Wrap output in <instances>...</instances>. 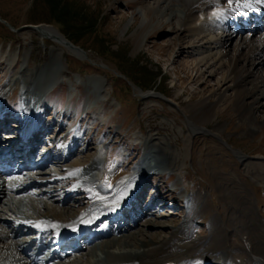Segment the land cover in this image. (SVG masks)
Listing matches in <instances>:
<instances>
[{"label": "rangeland", "instance_id": "obj_1", "mask_svg": "<svg viewBox=\"0 0 264 264\" xmlns=\"http://www.w3.org/2000/svg\"><path fill=\"white\" fill-rule=\"evenodd\" d=\"M201 3L202 1H198L188 8L194 13V20L206 18L211 14L212 9H205ZM159 4L157 0H52V3L51 0H0V90L22 68L27 72L44 71L43 74L47 76L40 80L41 83L36 88L30 86L31 92L37 89L34 96L23 94L20 86L2 107L12 115L26 103L31 104L30 106L34 104L38 109L44 105L50 114L56 109L58 112L68 109L71 117L78 108L71 128L81 126L85 132L84 144L90 140L101 158L106 160L107 166L103 165L97 178L101 179L102 174H105V177L109 178L102 182L111 181V187L129 179L133 167L142 160L146 151L148 152V137H151L154 143L161 142L168 149L174 166L179 169L155 172L146 182L153 183L154 188L165 183L166 189L171 193L163 203H166V206L160 213L141 220L140 224L121 238L117 237L119 242L126 240L128 236L139 238L140 235L136 234L140 231L144 234L142 237L150 236L152 232L164 238L170 237L175 227L187 221L185 215L189 206L184 197L191 193L192 197L199 196L195 206L202 207V212L192 218L190 226L194 230L192 234H195H191L189 239L201 238L203 243L191 248L184 247L182 242L186 236L179 235L168 251L176 249L181 264L184 259L188 264L198 260L202 263L205 259L220 262L218 252L230 245V232L227 229L229 227L224 220V217L230 214L233 215L234 228L250 236L255 247L264 249V182L261 176L254 172L258 166L264 168V122L251 119L240 123L231 102L233 90H228L225 96L228 102L219 103L216 106V116L211 115L205 126L195 129L185 115L184 107L189 104L188 98L198 101L199 92L202 93L203 89L191 67L196 65L204 70L200 60L208 56L207 54L212 55L215 50L206 51L204 54H200L201 48L181 50L178 46L180 42L175 41L170 26L172 23L175 26L184 23V16L178 22L176 18L168 16V10L164 18H159V10L165 6L163 3L158 6ZM172 7L181 8L179 2L175 1L169 4V8ZM60 10L69 12L65 19V22L70 24L67 28L60 27L53 18ZM154 15L156 19L153 20L151 16ZM147 16H150V19H147ZM166 20L171 24L166 25ZM94 21L96 23L92 29L90 25ZM81 22L85 24L86 30L78 39L73 32L82 25ZM148 22L149 29L160 25L161 27L143 38ZM34 24L55 31L65 42L52 34L45 38L33 32L30 26ZM250 34L245 32L242 37L248 35L256 40L261 36H249ZM182 41L193 42L194 39L188 37ZM242 42L238 38L231 39L226 47L227 54L230 56L238 46L237 43ZM200 44L202 43L198 45ZM187 55L193 57L188 58ZM261 58L250 59L256 75L264 72V66H256ZM214 59H217L215 55L210 62ZM227 71L224 66L222 73L211 78L210 83L213 84ZM208 76L209 73L206 72L202 79H207ZM224 89L225 86L222 91ZM207 94L203 96L206 97ZM246 99L251 101L252 97ZM259 102L261 104L258 105H262L264 99ZM259 107L261 108L256 115L258 119L264 118V106ZM50 119L49 117V122ZM52 123L53 121L51 125ZM248 123L256 127L254 133L246 131ZM53 127L49 131L56 129V125ZM92 152L89 151L91 154ZM89 158L91 155L85 159ZM85 159L80 156L72 161L83 164ZM116 166L126 169V173L118 175ZM58 172V180H61L65 170ZM113 173L116 177L111 176ZM184 175L185 179H182ZM47 176L50 180L51 176ZM72 180L73 178L67 176L62 181L69 185ZM51 181L47 184L50 186L49 190L52 188L50 193L44 188H41L44 192L33 188L31 191L37 193L35 196L29 192L28 195L32 198H29L30 203L39 209V213H46V207L50 204H58V211L63 216L72 214L66 213L62 209L63 206H60V201L58 202L61 196L64 198L68 194L57 191L54 185L60 186L59 182L52 185ZM96 182L102 183L100 180ZM173 184L177 186L174 188ZM103 189L106 190V186ZM42 192H48L50 198L47 200V197H44L38 202ZM227 192L236 196V205L231 208L228 207V201L231 202V199L225 197ZM11 196H4V199L0 200L1 216L6 219L9 210L15 214V219L16 214L25 213L23 218L31 215L21 198L14 200ZM86 200L87 198L80 201L69 199L67 204L71 203L72 210L79 212L86 207L82 203ZM231 211H238L240 216H235ZM3 220L0 218V234L5 231L4 237L7 238H0L3 241H0V248L11 246L13 240L7 236L5 226L2 228L5 224ZM145 221H159L165 227L151 228L148 227L149 223L143 226ZM7 222L12 223L11 220ZM10 223L7 224L8 230L11 229L10 225L12 226ZM223 237L225 238L222 241H218ZM211 241L207 254L200 258L198 250ZM244 247L247 248L246 245ZM99 248L100 245H97L96 251H99ZM79 256L70 258L72 260L69 259V263L80 262Z\"/></svg>", "mask_w": 264, "mask_h": 264}, {"label": "bare ground", "instance_id": "obj_2", "mask_svg": "<svg viewBox=\"0 0 264 264\" xmlns=\"http://www.w3.org/2000/svg\"><path fill=\"white\" fill-rule=\"evenodd\" d=\"M157 1H159L160 3L158 6H160L162 3L165 4V6L163 5V7L159 10L160 16L157 17L164 18L166 15L165 13L168 10H170L168 16L170 18H176L178 22L182 19V16H184V23H178V26H175V24L173 23H169V21L167 20V23H165L166 25L171 24L170 29H172L175 41L178 40L177 42H180L178 46L181 50L183 48L186 50L201 48L200 54H204V52L206 51L209 52L211 50H215L212 55L207 54L208 56H204L200 60V63L202 64L204 70L199 69L196 65H193L191 67L192 71L195 73L196 80L198 82L200 81V87H202L203 89L201 90L202 93L199 92L198 101L193 100V98H188L189 104L188 106L184 107V113L187 116L188 120L192 123V125H194L195 129H198L196 127L205 126V123H207V120L211 115L216 116V106L219 105V103L226 102L228 100L225 97L228 90H233V99L231 100V102L233 109L238 114V121L240 123L247 122L251 119L258 120L257 122H264V118H259V121L256 115V113L259 111V108H261L259 106H264V103L262 105H258L260 103L259 100L264 99V72H261L262 74L256 75L252 68V66L254 65L250 62V59L252 60L253 58L256 59V57H262L261 61H257L256 66H264V31L261 34L262 37L260 36L256 40L251 39L250 37H248V35L242 37V26L246 22H248L253 15L258 18V20L256 21L255 28L251 30L250 36H255V34L258 33V24L264 21V0ZM174 1L179 2V5L181 6L180 9H175L174 7L169 8V4ZM198 1H202L200 5H204L205 9L209 8L210 10H212L210 11L211 14L208 15V17L194 20V13H191L188 8L198 3ZM238 6H243L244 10L242 12L241 19L236 17L238 18L237 20L239 24L235 35L231 32V27H229L232 24L230 14L234 13L237 10ZM148 15H150V13H148ZM227 16L229 18L227 19L226 23L222 25L221 29H217L214 25V22H222V20H225ZM146 18L150 19V16H147ZM151 19H156L155 15L151 16ZM145 26L147 27V31L143 35V38L144 36L155 32L156 30H158V28L161 27L160 25L159 27L149 29V22ZM176 28L178 29L176 30ZM32 31L45 38L50 34H52L53 36H58L60 41L65 42L62 36H59L58 33L48 29L47 27L40 26V29H36L33 26ZM232 35L235 36L232 37ZM188 37L193 38L194 41H182ZM233 38L241 39V41L243 42L242 44L237 43L238 46L236 47V49L234 48L235 50L229 56L226 52L228 51L226 47L229 45V41ZM199 43H202L205 46H203L202 44L198 45ZM196 44L198 46H196ZM214 55L217 57V59H214L212 62H210V59ZM186 57L191 58L193 57V55H187ZM224 66L228 71L226 73H223L225 75L221 76V78L217 79L213 84H211V78H213L220 72L222 73ZM43 72H27L24 68H22L13 76L10 81L5 83L4 87L0 90V112L5 113V115L8 113L7 109L5 107H2V105L8 100L14 90L19 88L20 86H22L21 89L23 94L34 96L37 89H35L34 92H31L30 86L32 85L34 88H36L37 85L41 83L42 79L47 78L46 74H43ZM206 72L209 73L208 78L202 79V75ZM28 78H30L34 82L29 80ZM192 81H194V79H192ZM224 86L225 89L222 91ZM206 93H208V96H203ZM197 94L198 92L195 93V95ZM249 97H252L251 101H247L246 98ZM33 109L34 107L28 105L27 103L22 106V111L24 110L29 111L30 114L32 113L31 117L40 120L42 118V120H44L43 117L45 116V113H47V108H45V106L43 105V108H41V110H39V112L37 113L31 112ZM67 110H60L58 112V109H56V112L53 115H50L51 121H53L52 125L44 124L43 131L47 132L56 125V131L54 132V137L52 139V141H55L56 143L50 145V152L52 154L61 155L62 152L66 151L67 147L69 146L70 148L81 149L76 158L83 156V158L85 159L87 157H90V155L91 158H89V160L85 159V163L80 164L77 162L73 163V159L72 157H70V155L61 163V165H59V167H51L49 172H28L25 175V180L32 183L30 187L41 186L40 188H44V190L48 192L50 190L48 189L49 185L47 184L50 182V180H52V184H54V182H59L58 184H60V186H57V184H55V188H58L59 190L68 188L65 191L68 192L72 190L73 192H77V194H79V201L85 200L87 198L85 202L82 201V203L85 204L86 207L79 210V212H75L74 210H72L71 203L67 204L68 201L66 200V203H64L62 209H64L66 213L72 212V214L63 216V214L58 211V209L60 208L58 204H50L48 205L49 207H46V213H39V209H36L32 206V203H30L29 201V197H27L26 195V192L30 187L27 189H23L22 185H20L19 183L20 178H14L13 180L8 179L7 182L3 180V178L0 179V195L3 198L4 196L9 195V193L10 195L13 193L11 198H13L14 200H16L17 197H19V199L21 198L22 202H24V205L30 210L29 213L31 215H24L25 218L30 216L32 218L37 217V220L40 223L39 225L45 226L46 229L50 231V233H63L64 235H69L70 237L75 233H87V229L92 230L95 225V221H97L98 218L102 217L105 212L109 213L111 211H114L115 207L123 205L125 203V200L133 199L135 197L139 198V196L142 194L141 189L143 190L142 185L146 184V182H148L149 180V177H151V175H154L155 172H162L163 170L168 169L172 170L174 168L178 170L179 168H176L174 166L172 155L170 152H168V149L161 142L154 143L153 139L151 137H148L146 143L149 144V148L148 152L146 151V155L144 156L145 158L143 157L142 160L133 167V172H131V176L128 180H126L125 182H120L117 186L111 187V181L107 180L105 181V183L102 182L106 180V178H109L105 177V174H102L101 179L97 178L98 172L103 167V165L105 164V166H107L106 160H103V158H101L94 145L89 142L90 140L86 141V144H84L85 132L83 130L78 131L79 126H76L74 129L71 128V123L73 120L72 117L68 114L69 112ZM255 130L256 127L252 126L249 123L247 124L246 131H248L249 133H254ZM62 132H65L64 135L59 136V134ZM73 132L75 135L73 134ZM70 136L72 138L71 142L64 144V142H66ZM62 146L64 147V149ZM89 151H93L92 154L89 153ZM68 160L70 162L72 161L70 165H64V163H66ZM121 161L123 163V160ZM253 168L255 167L253 166ZM58 170H65V172L61 176V180H58L60 177ZM117 170L118 175L126 173V169H122V167L117 168ZM252 171H254V169ZM254 172L256 173V175L258 174L259 177L261 176L260 178L264 182V168H259L258 166L257 170L255 169ZM254 172H252L253 175L255 174ZM47 175L51 176L50 180L46 179ZM67 175L68 177L73 178L71 182L69 181V185L62 181L63 177ZM111 176L116 177L115 173H113ZM182 179H185V175L182 176ZM97 180H100L102 184H98L96 182ZM63 184L65 185L63 186ZM17 186V189L13 188ZM102 186L104 188L105 186L109 187L111 191L109 190V193H107V190H104ZM172 186L175 188L177 184H173ZM48 192L45 193L44 197H49L46 196ZM227 193L228 194H225V197L227 199H231V202L228 201V207L231 208L236 205V196H234L230 192ZM83 194H85V196ZM165 196H171V193H169L168 189H166L165 191ZM184 198L186 203L188 204L187 206H189V209L185 215L187 221L175 227L171 232V236L168 238L161 237L160 234L159 236H157V233L153 232L150 233V236L142 237V235L144 234L142 231H140L136 234L140 235L139 238L136 239L133 238V236H128L126 240L119 242L117 240V237L121 238L122 235H124L123 233L119 231L112 232V230L106 231L105 229L96 228L93 231H95V234L99 233V236L96 237V240H94V238V241H90V244L82 245V250L78 253V256L80 254L79 257L81 258L80 262L75 261L74 263H69V261L72 260L70 258L73 257V259H75V255L71 254L72 256L66 259L64 262L58 261L59 259L55 255H53L52 257L48 256L41 259L39 264H181L177 258L179 252H176V249H170V251H168L169 247H172L175 239H177L179 235L186 236L185 240L182 242V245L184 247L186 246L191 248L203 243V240L201 238L189 239L192 232L194 231L190 226L192 218L202 212V207L195 206V202L197 199H199V196L192 197L190 193L188 197ZM40 199L42 198H39L38 202L40 201ZM59 201H61V198ZM156 212L160 213L159 211ZM231 212L235 216H240L238 211ZM23 214L16 215H19L22 218L21 220L28 222V220H25V218L22 217ZM13 215L15 214L12 212V210L8 211L6 219L5 216L0 215V218L4 219L2 222L5 223L6 220H11L12 223H9L12 224V226L14 225L13 227H10L11 230L5 229L7 236H10L13 239L12 236L15 233L16 236H18L19 233H34L36 235L34 228L31 229V227L29 226L26 231L24 228L23 230L22 227L19 226V222L16 220L17 218L13 219ZM224 220L229 227L227 229L230 232V245L229 247H227L228 249L224 248L222 251L218 252L217 257L220 260V262L218 263L264 264V249H258L257 247H255L253 239L250 236L243 234L240 230L234 228L233 215L230 214L225 216ZM137 221H139V219ZM9 223L6 222L4 226H6L7 228V224ZM146 224H148V227L151 228L165 227V225L160 224L159 221H145L143 226H145ZM125 232H129V229H127ZM4 235L5 231L3 232V234H0L1 240L2 238H7L4 237ZM262 236L264 237V232ZM112 237L114 238L108 240ZM224 238L225 237L219 239L218 241H222ZM1 242L3 243V241ZM95 242L98 243L94 244ZM211 243L212 241L208 245H203L202 247H200V249L198 250L200 258L204 257L205 254H207L208 248H210ZM97 245H100V248L98 249L99 251H96L95 249ZM245 245L247 246V248L244 247ZM35 248V242L24 240L22 237L16 238L12 240L11 246L8 245L0 248V264H32L33 254L30 253L31 255H27L26 250L32 251L35 250ZM83 251L85 252L81 253ZM196 262L197 261H190L189 264H211L216 263L217 261L205 259V261L202 263L201 261L199 263ZM182 263L188 264L185 259Z\"/></svg>", "mask_w": 264, "mask_h": 264}, {"label": "trees", "instance_id": "obj_3", "mask_svg": "<svg viewBox=\"0 0 264 264\" xmlns=\"http://www.w3.org/2000/svg\"><path fill=\"white\" fill-rule=\"evenodd\" d=\"M51 3H52V0H51ZM53 7H54V5H53ZM69 15V12H68V10H65V11H62V10H60L59 12H57V13H55L54 14V19L56 20V22H57V24L60 26V27H62V28H67L68 27V25H70V24H68L67 22H65V19L67 18V16ZM86 23V22H85ZM95 21L90 25V26H92V29H94V26H95ZM81 24H82V22H81ZM85 24H82L81 26H79L77 29H74L75 31L73 32V34L75 35L76 34V37L78 38V39H80V37H82V35L84 34L83 32L86 30L85 29ZM89 28V27H88ZM160 79H161V77H160Z\"/></svg>", "mask_w": 264, "mask_h": 264}, {"label": "water", "instance_id": "obj_4", "mask_svg": "<svg viewBox=\"0 0 264 264\" xmlns=\"http://www.w3.org/2000/svg\"><path fill=\"white\" fill-rule=\"evenodd\" d=\"M34 27L40 29L39 26H34Z\"/></svg>", "mask_w": 264, "mask_h": 264}]
</instances>
